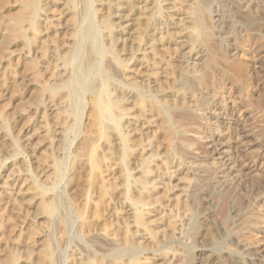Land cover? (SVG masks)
I'll list each match as a JSON object with an SVG mask.
<instances>
[{
	"label": "rangeland",
	"instance_id": "rangeland-1",
	"mask_svg": "<svg viewBox=\"0 0 264 264\" xmlns=\"http://www.w3.org/2000/svg\"><path fill=\"white\" fill-rule=\"evenodd\" d=\"M20 1L0 0V264H130V250L139 264H264V0L78 2L123 108L120 134L98 141L86 98L69 117L66 96L42 92L68 78L64 55L81 58L71 0H39L38 26L5 42Z\"/></svg>",
	"mask_w": 264,
	"mask_h": 264
},
{
	"label": "bare ground",
	"instance_id": "bare-ground-1",
	"mask_svg": "<svg viewBox=\"0 0 264 264\" xmlns=\"http://www.w3.org/2000/svg\"><path fill=\"white\" fill-rule=\"evenodd\" d=\"M78 2H80V5L83 7H88V2L89 0H71L69 2V7L71 9V20L70 21L72 23L73 26V31H72V37H73V49L74 50V55L73 56H81V58L78 60V62L73 66V67H69L68 66V62H69V54L64 55L62 57V65L64 66V70H63V74L64 72H66L68 74V78H61L58 77L57 79H59L58 81H56L55 84H53L50 88H48L47 90H43L42 92H48L49 93V97L51 99H54L56 97H59L58 100L60 99L61 96H66L69 104L67 105L70 108V113H69V117L74 116L76 113H78L82 102L85 100V98L88 100L89 104H90V112H89V121L90 124L92 125V127H94L96 129V133L94 132V129L92 130L94 132V134L97 135V141L98 139H103L104 135L108 134V130H112L113 132L116 131L117 134H120L119 128L121 127L122 124V115H121V106H119L118 101L114 98L111 97V94L108 90V88L106 87V75L104 74V72L98 68V62L96 59L98 55H101V48L99 45H96L94 47H89L86 46V43H95L96 41H99V33H98V29H96L92 24L82 28L80 25V16H82V11L84 12V10H82L83 7H81V9L77 10V6H78ZM117 2V1H116ZM68 5V4H67ZM79 5V6H80ZM38 10H39V0H21L20 1V7H19V11L14 15L13 17V24L7 29V33L5 36V42H9L13 37L17 36V30L24 24V22L29 21V26L31 28H36L38 26ZM86 10V9H85ZM205 12V11H203ZM198 17L196 18V26L198 28L199 33H203L204 31V25L202 23V19H201V10H198ZM206 13V12H205ZM207 14V13H206ZM205 14V15H206ZM203 15V14H202ZM204 15V16H205ZM204 22V21H203ZM105 28L110 27V23L109 22H104L103 23ZM103 27V26H102ZM6 30V29H4ZM19 31V30H18ZM109 32V31H108ZM206 34V33H205ZM20 35V34H19ZM32 35V34H31ZM202 35V34H200ZM4 36V35H3ZM101 36V35H100ZM107 36V35H106ZM204 36V35H202ZM19 37V36H18ZM3 38V37H2ZM17 38V37H16ZM15 38V39H16ZM115 37L109 36V43L111 45H114L116 42ZM3 41V40H2ZM96 44V43H95ZM71 46V45H70ZM212 48V47H211ZM45 50V49H44ZM117 51V50H116ZM111 53V52H110ZM73 54V53H72ZM62 56V55H61ZM72 56V55H71ZM117 56V55H116ZM102 57V56H101ZM72 58V57H71ZM104 58V57H102ZM112 58L113 60H115L116 64L119 66H122V62L119 61L115 56L114 53H112ZM100 59V58H99ZM108 59V58H107ZM120 59V58H119ZM99 61V60H98ZM107 61V60H106ZM70 65V64H69ZM59 66V65H58ZM110 67V66H109ZM201 67V66H200ZM111 69V68H110ZM109 70V68H108ZM125 70V69H124ZM114 71V70H113ZM96 72L97 75H99V79L97 80H91L92 77L94 75H92V73ZM118 73V72H117ZM114 73V74H117ZM120 73V72H119ZM123 73V72H122ZM61 74V73H60ZM204 74V73H203ZM67 77V75H66ZM118 77V76H117ZM209 78V76H208ZM56 79V80H57ZM77 84L78 87L75 85ZM109 84V83H108ZM193 85V84H192ZM115 86V85H114ZM189 87V86H188ZM191 88V87H190ZM111 90V88H110ZM115 90V89H114ZM186 90V89H185ZM192 90V89H191ZM116 91V90H115ZM114 91V92H115ZM118 92V91H117ZM121 94V93H120ZM115 96V95H114ZM48 97V96H47ZM117 97V95H116ZM126 97V96H125ZM188 97V96H187ZM124 98V97H123ZM57 99V98H56ZM55 99V100H56ZM125 99V98H124ZM54 100V101H55ZM61 100V99H60ZM139 100L142 101V97H139ZM49 101V100H48ZM57 101V100H56ZM63 101V100H62ZM65 102V100H64ZM142 106V105H141ZM67 108V107H66ZM154 108V107H152ZM65 109V108H64ZM68 109V108H67ZM66 109V110H67ZM123 109V108H122ZM63 111V110H62ZM125 111V110H124ZM65 112V111H63ZM68 112V111H67ZM58 113V112H57ZM88 114H86L87 116ZM179 115V114H178ZM186 116V115H185ZM87 117V118H88ZM178 117V116H177ZM86 118V120H88ZM67 119V118H66ZM71 119V118H70ZM66 121V120H65ZM73 122V121H72ZM88 122V121H87ZM87 124V123H86ZM184 124V123H183ZM70 125V124H69ZM88 126V125H87ZM89 127V126H88ZM91 128V127H90ZM91 130V129H90ZM79 131V130H78ZM87 131V130H86ZM91 131V132H92ZM92 132V133H93ZM111 132V131H110ZM109 132V133H110ZM92 134V135H94ZM112 136V134H110ZM115 135V134H114ZM89 136V135H88ZM120 136V135H119ZM106 137V136H105ZM108 137V135H107ZM106 137V138H107ZM89 138V137H88ZM88 138L86 137L85 139L88 140ZM75 139V138H74ZM82 139V138H81ZM95 139V141H96ZM121 142H123V149L124 151H126V142L124 140V138L120 137ZM108 140V139H107ZM110 140V138H109ZM95 141H93V138L89 139L86 142H89V146L87 145V151L84 153H87V161L88 164L90 165L91 171L94 172L96 170H98L99 168V162L96 159V146H95ZM83 144V143H82ZM112 144V143H111ZM81 146V145H80ZM83 147V145H82ZM82 149V148H81ZM80 149V150H81ZM83 150V149H82ZM78 153V151H75V153ZM82 153V152H81ZM80 153V154H81ZM130 155V154H128ZM79 159H82L83 155H77ZM76 156V157H77ZM85 156V157H86ZM100 156V155H98ZM77 159V158H76ZM78 159V162H79ZM84 161V160H83ZM76 163H78L75 160ZM82 162V161H81ZM102 167V166H100ZM78 168V167H77ZM55 177L58 180L59 179V165L56 166L55 168ZM79 169V168H78ZM88 169V168H87ZM102 169V168H101ZM146 169V168H145ZM54 170V169H53ZM74 170V168H73ZM100 170V169H99ZM78 172V171H77ZM91 172V173H92ZM85 174V173H84ZM93 174V173H92ZM89 175V174H87ZM94 175V174H93ZM77 176V175H76ZM94 176H92L93 178ZM96 177V175H95ZM141 178V176H140ZM95 179V178H94ZM93 179V180H94ZM99 180V178H97ZM146 179V178H144ZM145 181V180H144ZM56 182V181H55ZM71 183V181H70ZM142 183V182H141ZM149 185V184H148ZM101 186V185H100ZM99 187V186H98ZM98 189V188H97ZM100 190V189H99ZM41 200L38 204V208L40 211L46 213L50 218H53L55 215V208L53 207L52 204H48L45 195L43 193H40ZM50 197V196H49ZM151 197V196H150ZM153 198V197H152ZM151 198V199H152ZM143 199V198H142ZM51 200V199H50ZM140 200V199H139ZM148 200V199H147ZM153 200V199H152ZM135 201V200H134ZM142 204V203H141ZM144 204V203H143ZM87 206V205H86ZM85 206V207H86ZM101 206V205H100ZM82 209V208H81ZM80 209V210H81ZM81 212V211H80ZM78 213V212H77ZM85 213V212H84ZM88 213V212H87ZM97 213V212H96ZM95 213V214H96ZM100 213V212H99ZM94 214V213H93ZM89 215V214H88ZM82 216V215H81ZM87 216V215H86ZM79 219L82 220V218H84V216L82 218H80V214H79ZM87 218V217H86ZM99 219V218H97ZM85 221V220H84ZM101 221V220H100ZM142 218L141 216H136V224H141L142 222ZM67 222V221H66ZM94 222V221H93ZM95 223V222H94ZM83 225V224H82ZM91 226V225H90ZM84 228H89L88 223L85 225L84 224ZM81 229V228H80ZM95 229V228H94ZM64 228L62 227V231L64 232ZM69 230V229H68ZM88 230V229H87ZM89 232V231H88ZM118 236V235H117ZM64 237V236H63ZM122 238V237H121ZM125 238V237H124ZM60 239V238H59ZM125 241V240H124ZM64 242V241H63ZM101 242V241H100ZM93 243V242H92ZM62 244V243H61ZM96 244V243H95ZM119 245V244H118ZM51 246V245H50ZM60 246V245H59ZM128 246V245H127ZM52 247V246H51ZM44 246V248L41 249V254L44 255L47 259L45 261L47 262H51L52 261V257L54 254V251L52 252V249H54L52 247ZM29 248V247H28ZM30 249V248H29ZM102 250V249H101ZM30 251V250H29ZM31 252V251H30ZM128 256H129V262L130 264H139L138 260H137V253L134 250H130L128 252ZM95 257V256H94ZM89 258V257H88ZM119 258V257H118ZM92 259V257H91ZM43 260V259H42ZM84 260V259H83ZM39 261V260H38ZM55 261V260H54ZM95 261V260H94ZM98 261V260H97ZM101 261V260H100ZM10 264H16V260H14V258L10 259ZM41 262V261H40ZM43 262V261H42ZM103 262V261H102ZM141 262V261H140ZM44 263V262H43ZM117 263V262H116ZM121 263V262H120ZM125 263V262H124ZM42 264V263H40ZM45 264V263H44ZM55 264V263H54ZM98 264V263H97Z\"/></svg>",
	"mask_w": 264,
	"mask_h": 264
}]
</instances>
